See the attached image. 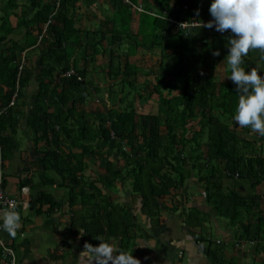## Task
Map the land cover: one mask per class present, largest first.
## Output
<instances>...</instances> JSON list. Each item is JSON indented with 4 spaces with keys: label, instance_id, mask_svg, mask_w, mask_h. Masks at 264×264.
Listing matches in <instances>:
<instances>
[{
    "label": "trees",
    "instance_id": "obj_1",
    "mask_svg": "<svg viewBox=\"0 0 264 264\" xmlns=\"http://www.w3.org/2000/svg\"><path fill=\"white\" fill-rule=\"evenodd\" d=\"M129 1L141 6L142 10L134 9L125 0H110L112 17L102 23L105 31L99 29L90 33L75 28V0H59L58 6L57 0H27L33 10L32 16L26 17L24 11L17 24L26 28V46L13 44L0 54V81L5 84L4 90L0 87L1 158L4 159L6 152L16 148L17 127L20 118L26 116L36 147L39 142L43 143L39 148L42 158L39 184L46 187L59 185L65 189L70 207L80 205L82 211L80 214L74 212L70 227L77 231L82 229L88 235L83 241L84 246L86 243L98 244L96 237L109 241L116 237L120 252L131 255L134 252L135 244L132 242L135 236L130 234L133 224L125 206L114 203L109 194L104 195L85 176L88 160L94 161L103 155L107 157L112 152L124 160L125 173L123 175V171L114 169L113 164L106 160V177L131 180L132 192L141 199L144 213H153L152 201L167 195L175 196L193 169L197 172L198 182L202 183L211 211L205 214L191 206L186 212L184 208L183 227L188 230L198 226L211 214L226 219L231 227L238 226L242 231L241 238H258L260 230L251 233L248 221L242 218L248 208L258 207L259 195L254 192L264 181V157L259 154L246 156L239 150H235L234 154L227 151L226 136L235 141L239 138L219 119H233L239 95L235 83L227 77L230 75L227 62L225 77L217 72L216 66L224 55L221 47L225 46L222 45L223 40L230 33L217 32L214 27H198L200 20L212 18L209 12L211 0ZM0 2L4 3V21L0 27L3 38L9 29H15L9 25L8 18L17 4L15 0ZM134 16L138 18L135 32L132 30ZM177 22L188 26L183 29ZM34 31L38 34L31 37ZM106 33L110 35L109 41H106ZM91 39L93 43L89 41ZM104 40L111 48L109 74L114 83L109 86L110 93L116 87L120 89L121 94L118 92V95L121 96L127 97L135 91L137 100L157 95L163 106L162 114L138 113L132 106L134 98L127 107L111 106L94 114L95 118H90L83 108L86 97L91 94L86 85L87 63L91 62L87 57L104 46ZM37 42L47 52L38 63L36 78L39 88L31 98L30 111L26 112L23 111L25 89L34 76L35 68L24 65L19 71L22 59L18 51L27 46L34 47ZM81 43L85 44L86 56L84 64L77 67L71 64L69 46ZM89 47L93 51L87 50ZM140 48L159 51L155 70L145 71L137 57ZM217 49L219 56L213 54ZM118 53L122 55L120 60L124 64L114 69V58ZM251 56L252 50L244 57L246 70L249 69ZM258 57L264 68V51L260 50ZM71 69L82 79L65 76ZM140 76L146 79L139 82ZM172 79L182 80L178 94L172 93ZM149 87H152V92ZM16 91V102L8 107ZM18 112H22L21 116L17 115ZM197 118L199 129L189 127L191 120ZM6 129L8 132L5 135ZM190 129L193 134L189 136ZM246 130L243 128L242 132ZM204 133L207 152L203 156L199 151L202 145L199 138ZM242 135L240 140L244 142L245 135ZM189 144L192 146L187 159L185 147ZM190 160L194 163L189 164ZM223 160L225 166L222 168L219 161ZM234 176L249 180L251 191L243 193L232 188L224 189L227 177ZM37 202V211L44 214L53 212L59 206L53 194L46 191L40 193ZM195 241L203 244L206 239L198 237ZM206 253L212 254L208 247ZM1 254L0 247V260ZM0 264L5 263L0 261Z\"/></svg>",
    "mask_w": 264,
    "mask_h": 264
},
{
    "label": "crops",
    "instance_id": "obj_2",
    "mask_svg": "<svg viewBox=\"0 0 264 264\" xmlns=\"http://www.w3.org/2000/svg\"><path fill=\"white\" fill-rule=\"evenodd\" d=\"M78 1L75 0L74 4L73 17L75 28L85 32V29L80 28L79 25L78 16L82 5ZM90 1L93 2L94 0ZM15 2L17 6L12 9V13H10L11 15L8 18L9 25L15 29H9L6 35H3L5 38H2L0 30V54L8 46L16 44L23 47L27 43L26 28L17 26V24L24 11H26V17H29L32 16L33 10L29 7L28 3L22 0L21 2L20 0H15ZM87 2L89 7L91 3L89 0ZM3 8L0 9V19L2 20V22L0 20V27L4 21L2 19L4 16ZM90 9L92 10V7ZM110 17H112V14ZM88 20L87 24L85 23L87 20H83L81 23L84 26H89L90 21L96 24V16L90 14ZM137 26L138 18L134 16L132 21L133 32L136 31ZM44 28H46V25H44L43 31H45ZM18 29H21L20 32ZM99 29L105 31L103 24H101ZM93 31L95 29L90 30V33H94ZM37 34L34 31L31 37ZM41 35L38 36V42L41 40ZM109 40L110 35L106 33V41ZM89 41L93 43V39ZM106 41L104 40V46L99 47V50L95 54L87 57L88 60H91L90 63H87L86 73V85L87 90L91 93L90 95L88 94L90 97H98L99 95L100 98L102 96V98L107 99L108 91L110 92L107 87L109 85V73L111 69V48L106 44ZM38 42L34 47L27 46V48H22L18 51L21 59L25 62V66L35 68L34 76L31 77L29 86L25 89L26 96L24 97V101L26 103L23 106V111L26 112L30 111L31 98L37 93L39 88L36 78L38 63L47 52L46 50L43 51L42 46ZM84 46V43L69 46L71 64L77 67H81L84 64V56H86L83 49ZM88 49L90 52L93 51L90 47ZM158 55V50H149L148 48H140L137 51L138 59L146 64L147 69L145 71H148L149 67L152 68V64L157 65ZM252 58L258 59L261 62L257 55L253 56V50L250 60ZM87 59L86 61H88ZM123 64L124 61L121 62L122 66ZM117 66L113 65V67ZM145 79L146 77L143 76V81ZM92 85H96V90H94L95 86L94 89L92 88ZM0 87L3 90L5 89V84L1 81ZM112 98L110 96L108 104L107 102H103L104 105L100 110L92 109L90 106L88 108L86 104L83 105V108L90 115V118L93 119L95 118L94 114H99L108 107H114L113 104H109ZM77 108L79 110L78 104ZM17 110L21 111L20 108ZM22 112H18L17 115H20ZM7 132L8 130L6 129L5 135ZM15 139L17 142L16 148L13 151L6 152L4 159L1 158V160H3L5 173V188L11 196L20 201V206L16 211L21 216V223L14 237L3 230L1 238L14 247L18 264H95V261L91 260L87 249L84 248L83 241L88 235L82 229L77 231V229L70 227V223L74 218V212L77 211L80 214V211H82L80 205L70 207L66 199V191L59 185L53 184L46 187L39 184V173L42 171V158L39 150L43 146V143L39 142L36 147L28 129L26 116L20 118ZM104 161L106 163L105 159ZM110 161L111 158H109L108 162ZM93 163V160H88L87 170L85 171V176L91 182H94L92 181L94 177L90 176L87 171L90 169L89 165H94ZM112 164L114 166L116 163ZM114 169L117 170V167L114 166ZM104 175L105 172L101 178ZM26 181L27 183L25 184ZM58 181L60 182V180ZM184 184V187L191 185V191L188 190L186 192L187 187L184 189L182 187L180 190L183 192L181 194L182 198H179V195L175 193V196L167 195L161 200L152 201L153 213L151 215L142 211V202L139 196L131 193L127 188L121 189L128 198V200H125L124 206L129 214V220L133 224L130 234L135 236L134 243L132 242V244H135L132 256L138 259L140 264H264V181L254 192L256 195H259L257 201L258 207L248 208L247 214H244V218H242L243 221H248L251 233L256 232L258 229L260 230V233L257 234L258 238L253 239L241 238L242 231L238 226L231 227L226 219L216 218L211 214L206 216V219L201 220L200 225L190 227L188 230L184 228L182 223L184 208L186 212L191 206L197 207L205 214H209L211 211V207L204 202V194L200 197H197V195L191 197L193 191L203 190L200 184L197 185L193 181H185ZM43 191L52 193L55 200L59 203L58 208L49 214L37 211L39 208L37 198ZM129 198L134 200V202H130ZM185 204L188 207H185ZM198 237H203L206 241L203 244L198 243L195 241ZM110 241L118 248V238L112 237ZM239 242H242V244L238 245ZM206 247L211 251V255H207Z\"/></svg>",
    "mask_w": 264,
    "mask_h": 264
},
{
    "label": "clouds",
    "instance_id": "obj_3",
    "mask_svg": "<svg viewBox=\"0 0 264 264\" xmlns=\"http://www.w3.org/2000/svg\"><path fill=\"white\" fill-rule=\"evenodd\" d=\"M197 14L199 9L196 10ZM211 19L200 20L199 28L228 32L227 65L229 77L239 93L233 119L241 127L264 136V68L244 67V57L250 50L264 51V0H211ZM219 56L217 49L213 52ZM21 216L15 209L0 213V229L15 236L20 227ZM99 243H86L85 247L95 264H140L131 254L118 250L116 245L102 237Z\"/></svg>",
    "mask_w": 264,
    "mask_h": 264
},
{
    "label": "rangeland",
    "instance_id": "obj_4",
    "mask_svg": "<svg viewBox=\"0 0 264 264\" xmlns=\"http://www.w3.org/2000/svg\"><path fill=\"white\" fill-rule=\"evenodd\" d=\"M24 1L25 3H27V1L25 0H22ZM21 2V0H20ZM81 5H82V9L80 11V14L78 16V19H79V25H80V28L82 29H85V31H89L92 30V29H95V31L97 29H99L101 27V24L103 21L107 20L110 15L112 14L111 13V4H110V0H94L93 2H91L89 0V2L91 3L88 7V2L87 0H79L78 1ZM19 4V3H18ZM4 7V3L3 2H0V9ZM90 7H92V10L90 9ZM89 8V9H88ZM93 15V16H96V24L92 23L90 21V25L88 26H84L81 21L83 22V20H87L85 23L87 24L89 22L88 18L89 16ZM1 20V19H0ZM2 22V20H1ZM0 22V23H1ZM134 22H137V21H134ZM81 23V24H80ZM21 30V29H20ZM20 30L18 29V31L20 32ZM135 30V28H134ZM227 39H228V36L223 40L224 43H222V45H225V46H221L222 47V51H223V56L221 57V59L219 61L216 62V66L218 67L217 69V72L219 74H221L222 77H225L224 75L227 74V71H226V57H227V52H228V48H227ZM219 47V46H218ZM259 52L260 50L259 49H253V56L254 55H259ZM120 58L122 59V55L118 53V55L115 56L114 58V65H118L120 66L121 65V60ZM143 68L146 70L147 67H146V64L143 63ZM150 65V64H149ZM117 66V67H118ZM151 67L148 68V72H151L152 70H155V65H151ZM225 67V68H224ZM228 67V66H227ZM250 68L251 67H262V64L261 62L258 60V59H251L250 60ZM107 68V67H105ZM116 68V67H114ZM263 68V67H262ZM229 69V67H228ZM230 70V69H229ZM227 76V75H226ZM102 79V78H101ZM217 79V78H216ZM219 80V79H217ZM173 82V91L172 93L174 94H178L179 93V88L183 85L182 84V80L181 79H172L170 80ZM139 82H143V76H140L139 77ZM114 81L113 79L109 76V85H108V89H109V86L111 84H113ZM105 84V83H104ZM94 86H95V89H94ZM92 88L94 90H96V85H92ZM104 89L106 90L105 86H104ZM113 93H110L108 91V97L107 99H104L99 97H90L88 96L86 99H85V104L88 105V108L89 106L92 108V109H98L100 110L102 107H103V102H107L108 104V99L110 98V96H112L113 98L109 101V104L110 105H114V106H117V107H127L130 105L131 101L134 100L135 98V102L133 101L132 102V106L138 111V112H149V113H160L162 114L163 112V106L161 104V100L159 101V98L157 95H154L152 98H149V99H141V100H137L136 97V92H131L127 97L126 95L125 96H121V95H118L120 92H119V88H116V87H113ZM148 90L150 92L153 91L152 87H149ZM103 91V90H102ZM119 92V93H118ZM167 92V91H164V93ZM121 94V93H120ZM122 94H125V92L123 93L122 91ZM90 95V94H89ZM121 96V97H119ZM123 98V99H121ZM88 99V100H87ZM216 113V112H215ZM220 121L223 123V124H226L230 127V130L232 132V134H236V136L239 138L238 140H234L232 137H230L229 135L226 136V140H225V146H226V149L227 151H229L230 153L234 154V151L235 150H239V153H244L246 156H250V155H262L264 157V138L263 136H260L259 134L253 132L250 128L248 127H244L246 128L247 130L242 132V129L238 124H235V120L233 119H227V118H223V117H219ZM198 118L197 119H192L190 124H188L189 127H193L195 129H199V126H198ZM207 131V129H205V132ZM188 134L189 136L193 134V132L191 131H188ZM240 136H239V135ZM242 134H244V142L240 139H242ZM199 141L201 142V147L199 148V151L201 152V154L204 156L205 153L207 152V148L205 147V142H206V133H204L200 138H199ZM192 145H187L185 147V154H186V158L188 159V156H189V153H190V147ZM106 152V150H104ZM109 158H111V161L112 163H116L114 166L117 167V170L118 171H123V175L125 173L124 171V167H125V162L124 160L117 154V153H114L112 152L111 154H109V156L105 157V155L103 156H98L95 160H94V165L90 164L89 165V170L87 171V173H89L90 176L94 177V182H92L93 184H95L96 186H98L97 188H100L103 192L104 195L106 194H109V196H111V199L114 203H119V204H122L123 206L125 205V200H128V198L126 197V195L124 194V192H122L121 189H124V188H127L130 190L131 193L132 192V189H131V180H126V179H120V180H112V179H109L106 177V172H105V160H109ZM185 159V160H187ZM201 160H204V159H201ZM188 161V160H187ZM194 161L190 160V162H188L189 164H193ZM204 161H202L203 163ZM219 166L220 167H224L225 166V161H219ZM96 166H98V168H96ZM105 172V175L103 178L102 177V174H104ZM198 176H197V172L196 170H193L191 169V172H190V176L185 180L186 182H195V184H200L201 188L203 189V186H202V183H199L198 182ZM185 184L182 185L183 189L186 188L184 187ZM224 189H228V188H232V189H236L240 192H250L251 189H250V184H249V180L247 181V179H245L244 177H239V176H234V177H227L226 181L224 182ZM192 186L191 185H188L187 189H186V192L189 190L191 191V188ZM196 192V193H195ZM193 191L191 193V197H193V195H197V197H200L202 196L203 194L205 195L204 193V190H196V191ZM183 192L182 191H178L176 192L177 195H179V198H182V194ZM195 193V194H194ZM129 201L130 202H134V200H131L129 198ZM124 202V203H122ZM166 202V201H164ZM204 202H206V200L204 199ZM162 203V202H161ZM127 204V203H126ZM206 204H208L206 202ZM209 205V204H208ZM210 206V205H209ZM185 207H188L187 204H185ZM2 258V257H1ZM0 261H2L3 263L7 264L6 261L2 258Z\"/></svg>",
    "mask_w": 264,
    "mask_h": 264
},
{
    "label": "built area",
    "instance_id": "obj_5",
    "mask_svg": "<svg viewBox=\"0 0 264 264\" xmlns=\"http://www.w3.org/2000/svg\"><path fill=\"white\" fill-rule=\"evenodd\" d=\"M125 1L128 2L129 4H131L134 7V9L140 10V11L142 10L141 6L133 5L129 0H125ZM58 3H59V0H57V6H58ZM170 21L175 23L173 20H170ZM176 24L183 29L188 26L186 23L177 22ZM195 25H197V23H195ZM24 65H25V62H24V60H22L20 66H19V71H21V69ZM65 76H67V77L76 76L78 80L82 79L75 72L74 69H71L68 72H66ZM16 87L18 90V87H19L18 81L16 83ZM16 97H17V91L12 95L8 107H12L15 104ZM4 181H5V173H4L2 160L0 157V213H3L7 209L17 210V208L20 206V201H18L17 198L11 196L7 192V190L5 188ZM2 231L3 230L0 229V247L2 248L1 257L6 261L7 264H18L17 254H16L14 248L10 244H8L7 241H5L1 238ZM241 244H242V242L238 243V245H241Z\"/></svg>",
    "mask_w": 264,
    "mask_h": 264
}]
</instances>
